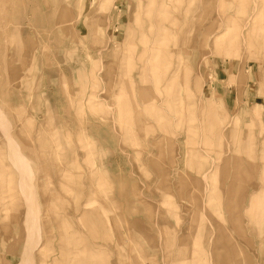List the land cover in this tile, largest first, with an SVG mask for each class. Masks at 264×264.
<instances>
[{"label":"rangeland","instance_id":"obj_1","mask_svg":"<svg viewBox=\"0 0 264 264\" xmlns=\"http://www.w3.org/2000/svg\"><path fill=\"white\" fill-rule=\"evenodd\" d=\"M0 112V264L31 197L33 264H264V0H0Z\"/></svg>","mask_w":264,"mask_h":264},{"label":"bare ground","instance_id":"obj_2","mask_svg":"<svg viewBox=\"0 0 264 264\" xmlns=\"http://www.w3.org/2000/svg\"><path fill=\"white\" fill-rule=\"evenodd\" d=\"M93 3V2H92ZM152 28V27H151ZM4 116V115H3ZM5 117V116H4ZM0 118H2V112H0ZM1 120V119H0ZM5 120V119H4ZM3 120V122H5ZM7 120V119H6ZM7 122H5V124H6ZM2 124V123H1ZM0 124V125H1ZM4 126V125H3ZM6 126H8V125H5L4 126V128L6 127ZM9 127H11L10 126V124H9ZM2 128V127H1ZM12 128V127H11ZM6 130V129H5ZM11 130V129H10ZM7 132V131H6ZM8 133H9V131H8ZM6 136H8V135H6ZM10 136V135H9ZM8 136V137H9ZM10 138V137H9ZM11 139V138H10ZM10 139H7L8 141L10 140ZM14 139V138H13ZM10 141H12V140H10ZM14 142H15V140H14ZM13 143V142H12ZM9 144V143H8ZM12 146H13V148H14V152H12V153H14V156H15V160H17V164H18V166H19V169H20V171H21V174H22V177L21 178H24L25 176L27 177V176H29V177H27V178H30V176L32 177V172H31V168H30V164H29V162H28V160L20 153V147H18L17 146V143H13L12 144ZM11 154V153H10ZM13 154H11V156H12ZM13 156V157H14ZM12 158V157H11ZM13 159V158H12ZM14 162V161H13ZM17 164H16V166H17ZM16 168V167H15ZM19 171V172H20ZM33 178V177H32ZM204 178V177H203ZM207 179V178H206ZM205 179V180H206ZM22 180V179H21ZM25 181H26V179H24ZM33 180V179H32ZM28 181V180H27ZM23 183V182H22ZM33 183V182H32ZM32 183H29V184H32ZM24 184H26L25 182H24ZM28 184V185H29ZM23 185V184H22ZM21 185V186H22ZM34 186V185H33ZM24 187V186H23ZM28 187V186H27ZM29 189V188H28ZM31 189H32V187H31ZM30 189V190H31ZM23 190V189H22ZM25 190H26V188H25ZM33 190V189H32ZM28 191V190H27ZM32 192L33 191H31V195H32ZM36 193V192H35ZM23 194V193H22ZM27 194V193H26ZM25 196V195H24ZM28 196V195H27ZM27 196H25L26 198H27ZM33 196H37V195H33ZM29 197H30V195H29ZM36 198V197H35ZM28 199V198H27ZM26 200V199H25ZM37 201H38V197H37V199H36ZM27 202H28V200H26ZM36 202V201H35ZM35 204H37V203H35ZM29 205H30V209H29V213H28V215H27V223H28V225H26V226H28V228L27 229H29V232H28V236H29V238H28V242H27V244H26V249H25V253H24V256H23V262H22V264H33V256H34V251L36 250V248L38 247V243H39V240H40V221H39V213H38V208H37V206L36 205H34V199H32V197L31 198H29ZM28 211V210H27ZM41 219V218H40ZM35 264V263H34Z\"/></svg>","mask_w":264,"mask_h":264},{"label":"crops","instance_id":"obj_3","mask_svg":"<svg viewBox=\"0 0 264 264\" xmlns=\"http://www.w3.org/2000/svg\"><path fill=\"white\" fill-rule=\"evenodd\" d=\"M125 120H126V118H125ZM125 120H120V121H125ZM126 124V123H125ZM126 125H128V123L126 124ZM120 126V128L123 130V128H124V130H126V128H127V126H125V125H119ZM94 131H96L97 133L99 132V131H101V130H103V128H104V122L103 123H101V124H97V125H94ZM97 128V129H96ZM160 131V130H159ZM82 132L83 133H85V140L87 139L88 140V138L90 137H88V133L86 132V130H85V132L82 130ZM126 132H128L127 130H126ZM81 139H82V135H81ZM82 140H84V139H82ZM84 140V141H85ZM132 140H137L136 138H134V139H132L131 138V140H129V141H126L127 143L128 142H130V144H131V142H132ZM153 143V142H152ZM83 145H86L85 143L83 144ZM129 145V144H128ZM88 154H90V151H89V153ZM88 159H89V157H88ZM89 161H90V159H89ZM168 161H169V159H168ZM201 162V161H200ZM200 162H198V164H197V161H195V163H194V169H195V173H196V177H194L193 178V180H192V182L190 183V184H187L186 186H185V190H187L188 189V187H193V188H195V189H197L196 188V186H195V181H202V171H201V164H202V162H201V164H200ZM197 165L199 166V167H197ZM157 168H158V170H160L161 171V173L163 172H165L164 170H162L160 167H159V165L157 164ZM199 189V188H198ZM197 189V190H198ZM129 198H128V206L130 207V209H132L133 208V206H134V204L136 203V199H135V196H134V193H129Z\"/></svg>","mask_w":264,"mask_h":264}]
</instances>
